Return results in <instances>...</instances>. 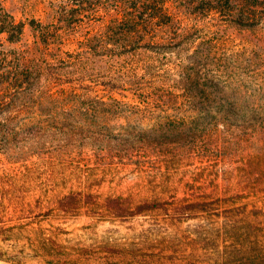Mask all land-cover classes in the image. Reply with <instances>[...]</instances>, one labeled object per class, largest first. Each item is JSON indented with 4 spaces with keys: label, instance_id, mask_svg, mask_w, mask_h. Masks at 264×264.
<instances>
[{
    "label": "rangeland",
    "instance_id": "1",
    "mask_svg": "<svg viewBox=\"0 0 264 264\" xmlns=\"http://www.w3.org/2000/svg\"><path fill=\"white\" fill-rule=\"evenodd\" d=\"M120 1L0 0V260L264 264V0Z\"/></svg>",
    "mask_w": 264,
    "mask_h": 264
},
{
    "label": "trees",
    "instance_id": "2",
    "mask_svg": "<svg viewBox=\"0 0 264 264\" xmlns=\"http://www.w3.org/2000/svg\"><path fill=\"white\" fill-rule=\"evenodd\" d=\"M140 1V2H139ZM151 1V0H146ZM142 0H121L119 4L122 6L121 14L115 17V20H124L126 24L130 26H136L137 13L139 12V6L141 5ZM153 15L150 14L151 18ZM24 24L21 21H16L15 18L2 10H0V33H8L9 39H16L23 32ZM134 29H125L124 34L130 35L131 33L135 34ZM18 33L17 37L14 35ZM3 53V55H1ZM0 58L5 60L6 56L4 51L0 52ZM1 61V60H0ZM232 112H234L232 110ZM245 116V113L243 114ZM66 198H72L71 194L67 195L60 199V206L65 210H70L73 208V205L70 204L69 201H66ZM106 207L109 209L110 213L115 217H125V216H133L137 214H144L146 212L152 211L154 209H166L165 203L162 201H154V200H144L135 205L133 207L130 203H128L121 196H108L106 199ZM189 209H194L198 206V203H189L186 205ZM167 210V209H166Z\"/></svg>",
    "mask_w": 264,
    "mask_h": 264
},
{
    "label": "crops",
    "instance_id": "3",
    "mask_svg": "<svg viewBox=\"0 0 264 264\" xmlns=\"http://www.w3.org/2000/svg\"><path fill=\"white\" fill-rule=\"evenodd\" d=\"M0 264H39V263H11L9 261H5V260H0Z\"/></svg>",
    "mask_w": 264,
    "mask_h": 264
}]
</instances>
